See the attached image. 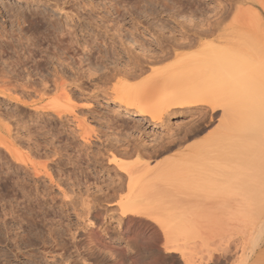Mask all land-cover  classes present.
<instances>
[{"label": "rangeland", "instance_id": "374dc122", "mask_svg": "<svg viewBox=\"0 0 264 264\" xmlns=\"http://www.w3.org/2000/svg\"><path fill=\"white\" fill-rule=\"evenodd\" d=\"M219 19L212 35L165 54L169 44L186 42L188 34L193 39L192 32L206 21ZM220 36L242 48L239 53L259 59L264 75V0H0V264H104L93 262L87 247H80L81 232L89 238L87 246L118 252L116 264H182L183 257L196 264L200 259L226 264L221 247L239 223H224L225 209L210 207L214 172L209 166L200 174L198 195L168 201L173 191L182 190L175 179L170 178L174 188L160 179L152 186L141 181L165 163L175 166L181 154L217 133L247 131L250 127L242 126L247 117L253 118L247 126H264L263 77L261 90H254L246 76L243 84L232 79L238 74L225 65L230 62H222L217 67L225 82L212 83L203 78L201 63L178 61ZM177 63L196 73L163 93L206 91L202 98L222 96L226 109L202 101L188 104L184 96L178 99L182 104L164 105L154 117L123 103L133 99L127 89L180 69ZM133 200L165 215L180 252L161 246L163 238L150 220L127 212ZM91 215L99 226L89 225ZM201 228L214 231L217 242L201 243Z\"/></svg>", "mask_w": 264, "mask_h": 264}, {"label": "bare ground", "instance_id": "6f19581e", "mask_svg": "<svg viewBox=\"0 0 264 264\" xmlns=\"http://www.w3.org/2000/svg\"><path fill=\"white\" fill-rule=\"evenodd\" d=\"M228 12H229V9L224 8V9H222L221 15L226 16L228 14ZM220 20L221 19L214 20V21H206L204 27H201L199 30L192 32V34H194L193 39H191L190 34H188L185 36L186 42L169 44V47L165 51V54L172 52L174 50V48L177 46H181V47L191 46L194 43L196 38L198 39L201 37H206V36L212 35L214 30H216V28L218 27V24H219L218 21H220ZM207 43L208 42H206V44L203 43L205 45L200 46L199 47L200 50L198 49L199 51L195 52L194 54L188 55V57H187V55L180 57V59H178V61H180L181 63L180 62L179 63L181 65H185V64H187V62L189 63L191 61H192V63L193 62L201 63V65H199V66L202 69L199 68L196 71L199 72V70L201 69V72L203 74V78L204 77L208 78L210 80V82L213 83V82H222L225 80V78H226L225 74L221 72L222 70L219 71L218 69H221L220 67L223 65L222 62H225V63L230 62V63H227V64L224 63V64L227 66L231 65V67H229V68H231V69H229V71L236 72L238 74V76H236V75L234 76L235 73H233V75H230L232 77V79L235 78L237 80H240V82H242L245 78L243 79L241 77L246 76L247 78H249L246 80L247 81L250 80V83H251V85H253L252 88L254 90L258 89V87L261 86L260 83L263 81L261 79H262V77L264 79V75H262V73L260 74L261 65L259 63V59L255 61V59L253 60V59L248 58L246 53L245 54L242 52L239 53V51H241V49H242L241 46H240L241 49L240 50L238 49L239 51L237 50V48H238L237 46H236L237 48L231 47L233 45L231 44L229 39H227L226 37L221 38V36H220V38L216 39L214 43H211V44H207ZM218 63L220 65V67H219V65L217 67ZM180 64H179V66H181ZM177 65H178V63L175 66H177ZM189 65H190V63L187 64V66H189ZM193 65H196V64H193ZM179 66H177V67H179ZM199 66H196V68ZM227 66H225V67H227ZM177 67H175V68H177ZM182 67H179L180 69H178V70L176 69L177 71L175 69H172V70L167 69L169 71L170 70L173 71V72L168 71L169 73H167V71L166 72L163 71V73L159 72L156 75L149 77V79L144 84H141L135 88H131V89L123 88V90L127 89L129 94H130V97L133 98V99L125 98L123 103L127 104V106H129V107L138 108L141 115H148V116H154V114H156L157 111L163 110L164 105L170 106V104H182V102H180V101L178 102V99H180L181 97H184V96L189 97L188 98L189 101L187 102L188 104H194L196 102L202 101V102H206L207 104L211 105L212 109L216 105L223 106V108H224L223 110L226 109L227 103L222 101L223 98L221 95H220L221 98H219L218 100L215 99V96H217L216 92H215L216 95L213 93L215 95V96L213 95L214 100L206 99V97L202 98L203 93L206 95V93H205L206 91L205 92L203 91V93L201 95L200 94L201 92L192 90L190 88H187V89L181 90V91L174 89V90H171L169 93H163V90L165 88H167L168 86H170V84H172L174 82H178V83L186 82L189 79H191L192 75L194 76L193 73H196L194 71L192 73H190L188 71V69L185 70V69H182ZM249 69H250V71L251 70H254V71H251V72L249 71V73H246ZM174 71H176V72H174ZM139 74H141V71ZM197 74L199 75V73H197ZM197 77H200V76H197ZM193 78L195 79L194 82H197L196 78L195 77H193ZM232 79H231V81H232ZM241 79H242V81H241ZM205 80L206 79H204V81ZM209 80H207V82H209ZM199 81H201V80H199ZM228 84H230V83H228ZM236 84L238 85V83H236ZM242 84H243V82H242ZM237 85H236V87H237ZM154 88H157L156 92L148 93L147 95H141L140 94L141 90H143V89L152 90ZM242 88H245V85ZM259 89L261 90L260 87H259ZM209 91H211V90H209ZM149 92H151V91H149ZM247 92L248 91H246V93ZM208 93L210 94V92H208ZM253 93H256V92H253ZM248 94L251 95V93H248ZM259 94H263V93H259ZM224 95H226V94H224ZM263 95H261V96L263 97ZM207 96H208V94H207ZM255 96H254V99H255ZM257 97L259 98L260 95L258 96V94H257ZM211 98H213V97H211ZM263 99H264V97H263ZM144 104H146V106H144ZM248 105H249V103H248ZM256 105H254V107ZM257 106H259V105H257ZM254 107H253V110H255ZM227 109H228V107H227ZM249 118H251V117H249ZM255 118H257V117H255ZM252 119H248V117H247L246 122H242V124L243 123L246 124L247 128L250 127L249 129H247V131L241 130V132H243V133H233L231 131L232 132L231 133L230 130L228 129L227 131H229V132L225 131L224 133H217V134L212 136L213 139L210 137L211 139L209 138L208 141L207 140L202 141V142H204V144L202 142H199L201 147H203V145H204V147H203L204 150L208 149L207 152H205L204 150H203V152L199 151L200 155L198 154L199 155L198 156L197 151H198L200 145H197L198 149L195 147L194 148L195 150H193V151L191 150L189 152L186 151L183 154H181L180 157H178V159H176L177 162H174L175 166L171 165L170 163H167L168 165L165 163V166L163 165V166L157 167L158 171H155L156 170V168H155V170L150 171V173L148 175H146V173H144L145 176H143L144 178H142V180H141L143 182L142 183L143 186H152L150 183L154 182V180H159V179L161 181H163L160 183H164V181L168 182L166 184V186H164V187H167V185L170 182H171V184L174 183V186L172 188L178 186V189L179 188L182 189V190H179L180 192L179 191L178 192L173 191L174 193H171V195L167 199L168 201L172 200V199L174 200V199H177L178 196L183 197L185 195V193L188 194V193L194 192V193H196V195L200 194V193L196 192L197 187L200 185L199 184L200 183L199 179L201 178L200 174H202L204 167L209 166L210 169L215 174V175L212 174L214 176L210 175L211 177H213L212 183L208 182V183H210L208 185H210V187H212L213 189H211V191H210V190H208V188H207V190L204 188L206 191H208V192L210 191L211 192L210 194L213 193V195H214V196L212 195L213 197H210V198H212V202L210 201V203H209L211 205L210 207L216 208V209L218 208V209H222V210L225 209L226 214H224V216L220 219L224 223L230 224L234 220L236 221L237 224L239 223L237 226L235 225V223H233V225H235L237 227V232L232 239L231 238H229V240L226 239L225 241H227V242L225 243L224 246L221 247L222 255L224 257L226 264H264V126L260 127L258 125L259 127H254L255 123L254 124L250 123L249 126H247L248 125L247 121L248 120L251 121ZM258 122L262 123V122H260V120H258ZM258 122H256V123L258 124ZM244 124L242 125L243 127H244ZM263 124H264V121H263ZM228 126H229V124H228ZM242 126H240V128ZM226 127H227V125H225L224 128H226ZM234 127L239 128L238 126H234ZM235 128L233 130L236 131ZM230 129H232V127ZM241 129H244V128H241ZM237 132H238V130H237ZM205 141L207 143H205ZM205 144L206 145L212 144V145H209V147H208ZM214 145L217 148L220 146L221 149L215 148ZM212 146L216 150H214V148ZM201 147L199 150H202ZM209 148H210V150H209ZM196 149H197V151H196ZM211 149H213V151H215V152L213 153V151ZM218 150H219V153L221 154L220 157H219ZM203 153L205 155H207L208 153L209 154L212 153V156H211V154L210 155L208 154L207 156H210V158L207 157L209 159L206 160V159H204L206 157ZM213 154H215V156ZM202 155H204V156L202 157ZM216 156H218V158H220V159H218V161H215V162L213 161V163H212L211 161L213 159L215 160ZM198 157H200V159H196ZM212 157H213V159H212ZM193 159L195 162L197 160V163H195L193 161ZM201 159L202 160L204 159V161H202ZM198 163H199V165H198ZM200 163L205 164V166H203V167H202V165L200 166ZM208 164H210V165H208ZM170 165H171V167H168ZM205 172H206V170L204 169L203 174ZM206 174H207V176H203L204 178L208 177V172ZM211 177H209V179ZM170 178L175 179L177 182L175 180H173V181L170 180ZM180 178H187L186 180H184L187 182H184L182 180L180 181ZM167 180H169V181H167ZM206 180L204 179L201 181H204V183H205V182H207ZM129 181H131V178H129ZM132 182H133V180H132ZM155 182H157V181H155ZM180 182H182V183L184 182V184H182ZM185 183L187 185H185ZM178 184H180V185H178ZM181 184L184 186H182ZM201 185H202V182H201ZM201 185H200V187H201ZM208 185H205V186L207 187ZM180 186L183 188H181ZM169 187H170V185L168 186V188ZM172 188H170V189H172ZM173 190H175V189H173ZM201 190H203V189H201ZM197 191L199 192V190H197ZM205 198H206V196H205ZM209 200H211V199H209ZM146 208L147 207L143 202L138 201V200H133L131 202L130 206L127 208V212L129 214H139V215L146 217L148 220H150L151 223H153L152 227L158 229V232L156 231L157 235L159 236V233H160V235L162 236L163 242L161 243V246L164 249H167V251H168V249L170 250V248L173 250L179 251V249H180L179 238L170 234V231H169L168 225H167V218L165 217V215H161V214L155 215V214L147 211ZM156 212L158 214V211H156ZM123 214H124V212H123ZM177 217L181 218V214L177 213ZM218 223H219V221H218ZM93 224L96 226L100 225L99 220H98L97 216H95V215H91L90 220H89V225H93ZM220 224L222 225L223 223H220ZM211 227H212V225H211ZM199 232H200V236H199L200 241L203 244L210 242V241L212 243H214L213 240L215 241V238L217 237L215 234H213L214 231H212L211 229L207 230V231L202 229ZM215 233H217V232H215ZM220 236L218 238L222 237V236L221 237ZM88 239L89 238L87 236H85V234L83 232H81L78 243H79L80 247L81 246L87 247L88 255L91 256V258H93V262L100 261L104 264H116L117 258L119 256L118 252H116L115 250H112V249H106V248L101 249L92 243H90V245L87 246ZM215 242H217V241H215ZM219 248H220V246H219ZM206 254H209V253H206ZM211 256H212V254H211ZM227 256H230V257L227 258ZM182 257H181V259H182ZM207 257L209 260L211 259V257H209V256H207ZM124 258L126 259V257H124ZM183 258H184L183 259L184 262H182V264H196L195 262H192L188 258H185V257H183ZM202 259L205 261V263H206V260H208L206 258L205 259L202 258ZM200 260L198 261L199 263L198 262L197 263L198 264H204V262L202 260L201 261Z\"/></svg>", "mask_w": 264, "mask_h": 264}]
</instances>
